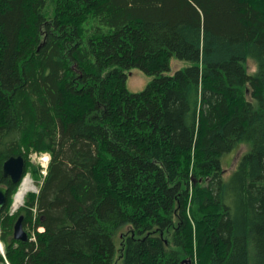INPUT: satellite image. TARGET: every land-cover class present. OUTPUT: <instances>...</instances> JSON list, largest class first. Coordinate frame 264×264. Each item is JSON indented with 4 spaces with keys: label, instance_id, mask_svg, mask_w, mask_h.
Here are the masks:
<instances>
[{
    "label": "trees",
    "instance_id": "1",
    "mask_svg": "<svg viewBox=\"0 0 264 264\" xmlns=\"http://www.w3.org/2000/svg\"><path fill=\"white\" fill-rule=\"evenodd\" d=\"M0 187V264H264V0H0Z\"/></svg>",
    "mask_w": 264,
    "mask_h": 264
},
{
    "label": "rangeland",
    "instance_id": "2",
    "mask_svg": "<svg viewBox=\"0 0 264 264\" xmlns=\"http://www.w3.org/2000/svg\"><path fill=\"white\" fill-rule=\"evenodd\" d=\"M183 66H185V64L182 61H180L178 59H174L172 61V65H171V71L168 72V74H173L176 70L182 68ZM256 69H257V66H256L255 62H253L252 60H249L248 61L249 72L254 73L256 71ZM126 73H127V80H126L127 89L132 93H139V92H142L143 90H145L146 87L148 86V84L151 83L155 77V75L148 74L147 72H145L139 68H132L131 70L126 71ZM248 150H249V146L246 144H242L240 147L235 149L233 152L227 154L223 158L222 164H223V167L225 169L226 178L230 176V174L236 168V165L239 162V160L241 159V157L243 156V154H245ZM30 160L35 166L39 167L40 172L43 175L42 165H41V162L39 161L38 157H35L34 154H32V155H30ZM26 176H29L32 179L34 185L36 186L35 190L38 192V190H39L38 185L39 184L32 178L30 173L26 174ZM13 202H14V198H13ZM23 205H24V202H23ZM23 205H21V206H23ZM18 208H20V207H18ZM13 210H14V207L12 205L11 213L15 212ZM34 238L35 237H33V239ZM117 248L120 249V244L118 243V241H117Z\"/></svg>",
    "mask_w": 264,
    "mask_h": 264
},
{
    "label": "water",
    "instance_id": "3",
    "mask_svg": "<svg viewBox=\"0 0 264 264\" xmlns=\"http://www.w3.org/2000/svg\"><path fill=\"white\" fill-rule=\"evenodd\" d=\"M26 168V161L23 156L10 157L3 165L4 177H9L14 184L21 183L24 179V173ZM7 200V189L0 187V213L5 207ZM14 237L18 241L26 242L29 239L28 233L24 229L23 217L21 216L14 228ZM0 250L4 252L3 246L0 242Z\"/></svg>",
    "mask_w": 264,
    "mask_h": 264
},
{
    "label": "bare ground",
    "instance_id": "4",
    "mask_svg": "<svg viewBox=\"0 0 264 264\" xmlns=\"http://www.w3.org/2000/svg\"><path fill=\"white\" fill-rule=\"evenodd\" d=\"M41 163L43 166H47V159H40ZM50 162V160L48 159ZM36 186L34 185L32 179L29 176H25L24 179L22 180L17 193L14 196V202H13V207L14 210H17L18 207H21L23 205V202L25 200V197L27 194L30 192L36 193L37 191L35 190ZM19 209V208H18Z\"/></svg>",
    "mask_w": 264,
    "mask_h": 264
},
{
    "label": "built area",
    "instance_id": "5",
    "mask_svg": "<svg viewBox=\"0 0 264 264\" xmlns=\"http://www.w3.org/2000/svg\"><path fill=\"white\" fill-rule=\"evenodd\" d=\"M34 156L35 157H38V159H39V161H40V159H47V166L45 167V166H43L42 165V163H41V165H42V173H43V175H46L47 174V169H48V165H49V161H48V159L50 160V156L48 155V154H38V153H34ZM41 162V161H40ZM35 239V238H34Z\"/></svg>",
    "mask_w": 264,
    "mask_h": 264
}]
</instances>
